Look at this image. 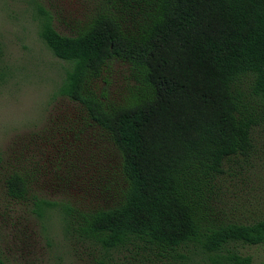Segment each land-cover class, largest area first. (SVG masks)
Instances as JSON below:
<instances>
[{
    "label": "trees",
    "instance_id": "1",
    "mask_svg": "<svg viewBox=\"0 0 264 264\" xmlns=\"http://www.w3.org/2000/svg\"><path fill=\"white\" fill-rule=\"evenodd\" d=\"M79 1L89 13L71 35L38 4L39 35L69 63L58 93L116 148L125 187L106 208L33 196L35 211L50 218L59 207L63 232L98 253L95 264H116L118 252L133 264H254L235 248L264 246V219L223 218L216 205L226 180L254 167L264 123V0ZM4 62L0 42V81ZM115 65L133 83L121 102L98 88L109 86ZM4 186L14 199L30 192L25 172L9 171ZM0 264H10L1 251Z\"/></svg>",
    "mask_w": 264,
    "mask_h": 264
},
{
    "label": "rangeland",
    "instance_id": "2",
    "mask_svg": "<svg viewBox=\"0 0 264 264\" xmlns=\"http://www.w3.org/2000/svg\"><path fill=\"white\" fill-rule=\"evenodd\" d=\"M38 4L66 35L83 26L89 13V5L79 0H0L6 73L0 81V251L10 264H95L98 253L63 232L59 207L50 218L34 208L33 196L74 209L106 208L118 202L125 187L116 148L100 128L84 125L78 106L58 93L70 65L40 38ZM105 76L109 86L100 83L99 92L118 102L128 98L133 83L126 67L115 65ZM256 130L254 167L238 168L242 175L227 179L218 191L220 217L264 219V123ZM11 170L26 173L27 199L7 194L4 181ZM235 249L264 264V246ZM114 258L116 264L134 263L128 252ZM193 259L191 264L200 262Z\"/></svg>",
    "mask_w": 264,
    "mask_h": 264
}]
</instances>
